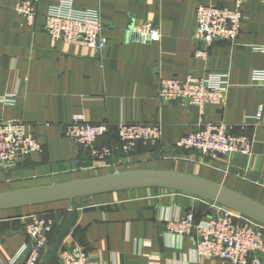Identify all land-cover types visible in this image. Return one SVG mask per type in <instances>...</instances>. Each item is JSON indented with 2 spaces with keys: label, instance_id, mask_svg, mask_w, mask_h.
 Instances as JSON below:
<instances>
[{
  "label": "crops",
  "instance_id": "obj_1",
  "mask_svg": "<svg viewBox=\"0 0 264 264\" xmlns=\"http://www.w3.org/2000/svg\"><path fill=\"white\" fill-rule=\"evenodd\" d=\"M18 1L0 0V119H23L43 150L17 165L0 167V193L113 172L164 170L211 180L264 204V110L257 126L249 117L260 105L264 109V86L252 78L255 70L264 71V2L245 4L236 41L206 46L194 38L197 5L231 6L235 0H72L78 9L100 13L109 45L99 53L56 40L47 32L46 12L61 0H36L33 23L16 12ZM148 20L160 28L157 41H142L130 32ZM198 48L206 50L205 57L195 56ZM210 72L227 73L230 87L225 106L206 107L204 120L247 122L252 153L203 161L200 153L175 147L181 136L197 129L200 113L184 102L161 104L159 78ZM75 116L113 127L121 121L160 123L162 142L158 146L141 141L123 162L98 161L66 135L65 127ZM116 141L111 130L98 144ZM197 197L144 187L0 209V264H23L24 259L16 263L11 259L27 240L26 220L45 212L61 224L55 226L42 264L53 263L73 241L86 245L90 264H232L198 256L189 236L166 234V221L186 211H194L198 220L207 216V206ZM72 204L77 215L68 221L51 253Z\"/></svg>",
  "mask_w": 264,
  "mask_h": 264
},
{
  "label": "built area",
  "instance_id": "obj_2",
  "mask_svg": "<svg viewBox=\"0 0 264 264\" xmlns=\"http://www.w3.org/2000/svg\"><path fill=\"white\" fill-rule=\"evenodd\" d=\"M248 1L235 0L231 6L200 2L196 8V43L211 46L216 41H236L242 32ZM15 10L33 23L38 13L37 2L19 0ZM45 16L46 30L56 40L83 45L99 53H103L109 45L102 33L104 23L97 10L78 9L72 0H61L50 6ZM130 32L150 36V41L161 38L160 28L152 20L136 24ZM195 56L205 57L206 50L198 48ZM252 78L255 84L264 86L263 70H255ZM229 87V75L220 72L206 75L190 73L185 78H159L157 99L161 104L184 102L197 107L200 113L197 129L181 136L175 142L176 148L198 152L203 161L222 160L235 153H252L253 136L246 132L247 122L236 125L204 120L206 107L225 106ZM263 110V105H260L249 116L254 119L253 125L261 123ZM236 128H240L241 132H236ZM111 130L116 132L117 141L98 144ZM65 133L95 160L102 162L115 158L123 162L141 141L158 146L162 142L161 124L154 122L121 121L113 127L75 116L67 123ZM42 150V144L32 135L23 119H0V167L17 165L24 157ZM197 199L207 206V216L198 220L194 211H186L184 215L166 221L167 235L189 236L198 256L222 259L232 264H264L263 223L218 202L200 196ZM55 226L56 218L49 212L28 216L25 223L27 240L12 257L11 263L24 259L23 264H42ZM51 264H90V254L84 243L73 241L60 250Z\"/></svg>",
  "mask_w": 264,
  "mask_h": 264
},
{
  "label": "water",
  "instance_id": "obj_3",
  "mask_svg": "<svg viewBox=\"0 0 264 264\" xmlns=\"http://www.w3.org/2000/svg\"><path fill=\"white\" fill-rule=\"evenodd\" d=\"M132 35L142 41H150V36ZM144 187H161L192 193L223 204L264 224V204L211 180L192 174L164 170L113 172L56 185L2 192L0 193V209L64 199L74 201L78 197ZM74 207V204L70 206V213L58 233L51 253L56 251L68 221L76 217L77 212Z\"/></svg>",
  "mask_w": 264,
  "mask_h": 264
},
{
  "label": "rangeland",
  "instance_id": "obj_4",
  "mask_svg": "<svg viewBox=\"0 0 264 264\" xmlns=\"http://www.w3.org/2000/svg\"><path fill=\"white\" fill-rule=\"evenodd\" d=\"M58 220H59V219H58ZM58 222H59V221L56 222V225L58 224ZM60 224H61V220H60V222H59V228H60Z\"/></svg>",
  "mask_w": 264,
  "mask_h": 264
}]
</instances>
